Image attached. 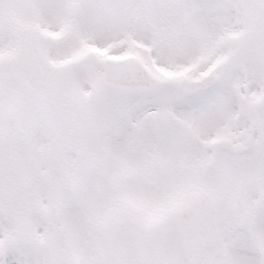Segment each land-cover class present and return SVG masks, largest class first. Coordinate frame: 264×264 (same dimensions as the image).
<instances>
[{
    "label": "snow or ice",
    "instance_id": "1",
    "mask_svg": "<svg viewBox=\"0 0 264 264\" xmlns=\"http://www.w3.org/2000/svg\"><path fill=\"white\" fill-rule=\"evenodd\" d=\"M0 264H264V0H0Z\"/></svg>",
    "mask_w": 264,
    "mask_h": 264
}]
</instances>
